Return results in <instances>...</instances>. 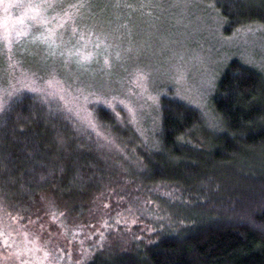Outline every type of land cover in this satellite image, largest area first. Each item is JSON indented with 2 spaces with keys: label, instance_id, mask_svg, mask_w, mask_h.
<instances>
[{
  "label": "trees",
  "instance_id": "16d2710c",
  "mask_svg": "<svg viewBox=\"0 0 264 264\" xmlns=\"http://www.w3.org/2000/svg\"><path fill=\"white\" fill-rule=\"evenodd\" d=\"M41 1L53 5L48 12L82 5L75 8L74 16L89 11L98 17L95 24H86L79 13L75 24L80 29L99 33L101 27H107L113 32L109 34L120 36L121 41L142 5L149 6L146 0ZM211 1L226 23L227 34L234 27L264 26V0ZM37 101L36 96L20 92L0 112V212L20 232L14 230L9 235H21L36 243L52 264H264L261 70L239 58L226 63L212 96L218 126L212 131L204 127L194 108L163 96L158 140L153 148L140 145L133 129L125 132L116 128L111 110L95 107V122L115 135L126 155L137 159L139 181L172 189L177 195L168 203L172 212L167 215L173 218L165 216L153 225L149 236L130 237L125 245L108 252L105 246L92 245L85 251L72 247L71 230L75 224L86 222L81 219L74 224L72 218H82L84 213L77 216L78 203L90 190L76 180V175H92V167L86 165L92 162L93 152H73L76 143L69 145L67 154L58 152L51 124L31 117L30 108ZM55 111L64 119L57 122L63 128L57 136L67 140L73 135L62 122L67 118L59 108ZM165 156L172 161H166ZM0 260L5 261L3 264L23 261L15 259L12 249L9 251L2 241Z\"/></svg>",
  "mask_w": 264,
  "mask_h": 264
},
{
  "label": "rangeland",
  "instance_id": "374dc122",
  "mask_svg": "<svg viewBox=\"0 0 264 264\" xmlns=\"http://www.w3.org/2000/svg\"><path fill=\"white\" fill-rule=\"evenodd\" d=\"M146 1L149 6L142 5L121 41L107 27L99 33L80 29L75 24L79 13L83 22L95 24L98 16L89 11L76 16L75 8L38 13L30 6L41 0H0V112L15 95L30 93L38 100L30 108L31 117L51 124L58 152L67 154L71 143H76L71 149L77 154L93 152L86 165L92 167V175H76L77 181L90 186L78 203L77 216L84 213L82 218H72L74 224L86 220L71 230L72 247L82 251L92 245L117 250L130 237L149 236L156 222L174 217L167 215L172 212L168 203L177 198L172 189L139 181L135 156L126 155L115 135L95 122L97 105L111 110L116 128L133 129L140 145L153 148L163 96L194 108L212 131L218 128L212 96L226 63L239 58L264 75L263 25L234 27L227 34L211 0ZM65 11L72 19H64ZM69 50L76 55L70 56ZM82 55H91V60L81 61ZM58 108L70 122L62 121L73 134L67 140L57 136L63 129L57 123L63 119ZM5 218L0 212V241L12 249L15 259L52 264L36 243L9 235L19 230Z\"/></svg>",
  "mask_w": 264,
  "mask_h": 264
},
{
  "label": "snow or ice",
  "instance_id": "6c2138e0",
  "mask_svg": "<svg viewBox=\"0 0 264 264\" xmlns=\"http://www.w3.org/2000/svg\"><path fill=\"white\" fill-rule=\"evenodd\" d=\"M82 5H69V8H77L78 9V7H81ZM30 7H33V9H34V11H36V12H41V11H43V12H47V10L49 9V8H52L53 7V5L52 4H39V5H35V6H30ZM64 19L65 20H69V19H72V16H71V14H70V12H68V11H65V13H64ZM45 23H46V21H45ZM49 31H51V30H49ZM75 32H76V29L75 28H73V33L75 34ZM45 40L47 39L46 37L44 38ZM81 39H83V36H81ZM97 47H99V45H97ZM79 50H77V52H78ZM69 55L71 56V55H76V53H74V52H71V50H69ZM80 60L81 61H88V60H91V55H82L81 57H80Z\"/></svg>",
  "mask_w": 264,
  "mask_h": 264
}]
</instances>
